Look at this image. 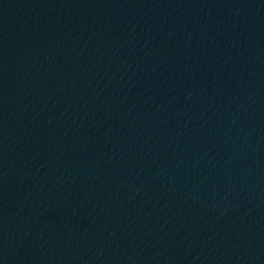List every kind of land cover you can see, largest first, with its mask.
Returning a JSON list of instances; mask_svg holds the SVG:
<instances>
[{"label": "water", "instance_id": "1", "mask_svg": "<svg viewBox=\"0 0 264 264\" xmlns=\"http://www.w3.org/2000/svg\"><path fill=\"white\" fill-rule=\"evenodd\" d=\"M0 264H264V0H0Z\"/></svg>", "mask_w": 264, "mask_h": 264}]
</instances>
